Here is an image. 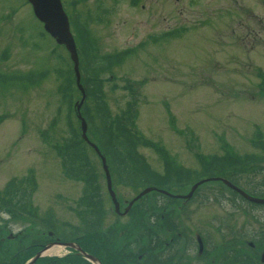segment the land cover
I'll return each mask as SVG.
<instances>
[{
	"label": "rangeland",
	"instance_id": "374dc122",
	"mask_svg": "<svg viewBox=\"0 0 264 264\" xmlns=\"http://www.w3.org/2000/svg\"><path fill=\"white\" fill-rule=\"evenodd\" d=\"M61 3L77 38L85 28L99 54L120 55L97 78L101 85L98 102L108 115L119 117L136 139L135 154L146 169L165 178L169 165L198 174L210 161H248L238 171L215 177L264 199V0ZM40 24L25 0H0V74L47 73L36 85L5 84L0 78V198L11 201L15 190L33 186L27 191V207L60 237L82 227L79 204L87 188L63 168L64 145L71 138L70 114L61 103V80L55 71L67 70L71 60ZM73 90L74 105L82 95L77 84ZM84 102L93 112L90 98ZM70 120L79 133L81 122L74 108ZM85 134L94 143L89 128ZM87 147L105 215L102 231L91 234L84 247L94 256L102 254L104 264H120L123 248L134 251L135 237L143 240L150 235V240L155 235L159 244L168 234L176 238L178 233L186 240L181 255L189 258L180 263L222 264L235 237L245 251L252 249L249 243L264 257V206L250 205L221 182L211 180L199 185L186 202L171 195L186 196L192 184L159 188L170 196L159 190L147 192L122 215L143 189L120 185L109 171L121 213L116 215L101 159ZM1 220L9 223L14 247L25 250L21 258L30 252L25 248L29 242V246L40 242L48 233L2 210L0 233L1 225L6 226ZM11 246L12 242L3 243L4 249ZM47 247L42 260L55 262L69 253L63 246ZM197 254L201 260L192 261ZM79 257L69 264H96Z\"/></svg>",
	"mask_w": 264,
	"mask_h": 264
},
{
	"label": "trees",
	"instance_id": "16d2710c",
	"mask_svg": "<svg viewBox=\"0 0 264 264\" xmlns=\"http://www.w3.org/2000/svg\"><path fill=\"white\" fill-rule=\"evenodd\" d=\"M83 34L81 35V41L76 40V45L78 47V55L80 59V73H81V84L85 89L86 97L91 101L93 105V112L91 113L88 110L87 104H85L83 109V114L86 116V120L89 124V129L93 134V141L96 142L97 146L101 150L102 154L108 159L109 167L112 171H116L119 174V180L125 185L136 186H151L167 189L169 187H180L185 184L193 183L199 178L208 176L209 174L214 175L217 173H224L227 171L239 170L246 166L248 161L240 162V159L235 161L226 160L220 163L221 161H210V165L202 170L201 173L195 175L189 173L177 166H171L170 168L165 167L166 177H157L155 174L146 169V165L139 161L135 154V149L133 143L136 139H132L129 135L128 128L124 126L119 117H111L108 113L102 109L101 104L98 102L100 96L101 85L98 81V76L103 71H109L110 65L113 63V59L120 55H102L99 54L95 48V44L92 42L90 36L86 32V29L83 28ZM44 35V34H42ZM58 59L60 57H57ZM107 71V72H108ZM106 72V73H107ZM57 77L61 80L59 86V93L61 95V103L67 105L68 114V129L71 131V138L64 145V171L67 175L75 177L76 180H81L84 182L87 188V194L82 197L80 200L79 207H82V218L81 221L82 227L70 235H64L60 238V241L63 242H74L79 245L84 252L92 254L84 247L85 240H88L89 235L92 233H98L100 231V223L103 216L105 215L104 209L102 206V200L100 195V188L96 184V173L91 165L86 150H88L87 144H85L80 138V134L72 126L70 116L73 112V87L76 85L75 75L73 71L72 63H68L67 70L58 69L55 71ZM47 77L46 72H34L26 75H1L2 83H12V81H24L29 84L36 85ZM220 164V167L217 166ZM245 165V166H244ZM143 168V170H142ZM144 172V173H143ZM232 176V174H230ZM128 180H127V179ZM25 188L19 191L15 190L12 195L11 201H5L3 198H0V207L12 209L11 217H18L20 219L23 216H28L35 218L31 208H28V203L26 202L27 191L34 189L31 185H26ZM23 190V191H22ZM86 192V191H85ZM26 199V200H25ZM22 200H25L22 201ZM79 214V213H78ZM80 216V217H81ZM81 218V219H82ZM50 224H46L47 229H52ZM28 230L33 231V228ZM83 232L84 236L78 238V233ZM43 237V236H42ZM75 239V240H74ZM79 240L81 242H79ZM35 241V240H34ZM49 237L46 235L40 242H48ZM38 241L33 242L27 250L26 255L21 258V254L25 251H21L15 258L12 264H23L25 261L29 260L36 253V248L34 244L40 243ZM31 242H29L30 244ZM101 256H94L104 263V260ZM79 259V255L74 252L63 259H56L50 261L47 260H38L36 264H46V263H57V264H69L73 259Z\"/></svg>",
	"mask_w": 264,
	"mask_h": 264
},
{
	"label": "flooded vegetation",
	"instance_id": "af4514ba",
	"mask_svg": "<svg viewBox=\"0 0 264 264\" xmlns=\"http://www.w3.org/2000/svg\"><path fill=\"white\" fill-rule=\"evenodd\" d=\"M8 220V219H7ZM3 224L1 227L3 231L0 233V257H3L0 259V264H12L14 262V258L23 250L16 249L14 247V236L11 235L8 229V221L1 220ZM176 225L173 226L175 228ZM5 231L8 233L6 234ZM110 234V232H107L106 235ZM171 237V234H168L167 237L162 238L163 242H160L157 244V238L155 235L148 240L144 238L143 240L135 237L134 244L135 249L132 251V248H123V255L124 257H120V264H188V263H180V262H188L189 258L187 255H181V253L185 252L184 244L186 240L183 236ZM236 239L239 240V238L235 237L232 238L229 242V245L231 247L229 254H227L226 258L222 260V264H264L263 260V254L258 253L256 250H253V246L248 244L249 247L252 249L244 250L241 246L238 245L236 242ZM7 241L12 242V246L10 249L6 247V249L3 248V243H6ZM48 241L47 243H49ZM239 242H241L239 240ZM44 242H40L37 244H34V247H37V251H41L44 246L47 244ZM19 244V242H17ZM125 244V243H124ZM177 248L175 247L176 245ZM145 246L146 248H141V246ZM175 247V248H174ZM120 251V249H119ZM132 252V254H131ZM71 254V253H70ZM70 254H67L69 256ZM194 257V258H193ZM262 258V259H261ZM192 261H199L201 260L200 254L196 256L191 257ZM138 260V261H137ZM131 261L132 263H129ZM136 261V262H135ZM104 264V263H103Z\"/></svg>",
	"mask_w": 264,
	"mask_h": 264
},
{
	"label": "water",
	"instance_id": "95a60500",
	"mask_svg": "<svg viewBox=\"0 0 264 264\" xmlns=\"http://www.w3.org/2000/svg\"><path fill=\"white\" fill-rule=\"evenodd\" d=\"M27 2L31 4L34 17H36V19L40 23L43 24L44 32L46 34H48L53 40H55L57 45L63 46L66 49L67 53L69 54L70 60L73 64V70H74L75 77H76V84L78 86V89L81 91V93H83L82 89L79 85V74H78L79 62H78V56L76 53L75 43H74V39L70 33L68 19H67L66 15L63 11L60 0H27ZM83 99H84V96L82 97L80 102L76 104V110L78 113H79V108H80V105H81ZM79 119H81V118L79 117ZM80 130H81L82 139L86 143H88L90 145V147H92L95 150V152L98 154V156L100 157V154H99L97 148L94 145L90 144L88 142L86 136H85L86 127H85V124L83 121H81ZM101 161H102L103 170H104L105 175H106L107 190H108L111 202L113 204L114 211L116 214H119V205L117 203V200H116L114 193L111 190L109 175H108L105 163H104L103 159H101ZM224 183L230 189L234 190L239 195H241L246 201L251 202V203H255V204H264V200L254 199V198L248 196L247 194H245L243 191L231 186L229 183H227L225 181H224ZM198 185L199 184L193 186L191 191L188 193V195L182 196L179 198H182L184 200H189L190 197L192 196L194 190L197 188ZM148 191H149V189L145 190L143 193L139 194L136 198H134L128 204L127 208L122 213V215H125L128 212V210L130 209V207L132 206V204L134 202H136L138 199H140ZM65 246L72 247V245H65ZM79 254L81 256H83L84 258H86L87 260H89L90 262H92V263L95 262V259L92 258L91 256H87V255L83 254V252H79ZM41 256H42L41 253H38L29 264H34L35 261L37 259H39Z\"/></svg>",
	"mask_w": 264,
	"mask_h": 264
}]
</instances>
